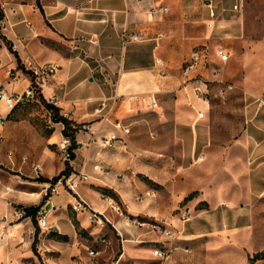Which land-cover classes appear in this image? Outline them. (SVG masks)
I'll list each match as a JSON object with an SVG mask.
<instances>
[{"label": "crops", "instance_id": "crops-1", "mask_svg": "<svg viewBox=\"0 0 264 264\" xmlns=\"http://www.w3.org/2000/svg\"><path fill=\"white\" fill-rule=\"evenodd\" d=\"M169 3L170 0H0L6 22L0 32V87L10 93H23L31 81L26 64L53 63L60 67L44 87L43 96L47 100L56 98L63 114L80 125L76 134L80 147L71 161L72 173L87 176L80 181L82 195L93 206L107 212L123 234L119 241L116 230L93 227L85 215L72 210L71 196L62 191L53 199L54 208L48 215L50 233L69 237L67 242L50 241L49 247L62 257L89 256L83 250L88 247L100 252L96 258L116 256L114 252L119 250L121 260L127 256L154 259L150 254L152 248L141 244L154 246L162 242L163 236L131 226L118 216L101 200L104 190L112 191L129 214H160L171 227L182 229L174 240L179 245L190 247L191 241L202 243L208 238L242 247L249 240L258 242L257 205L264 198V105L260 106L259 101L264 96L254 92L245 96L243 132L230 147L217 146L213 141L207 117L209 104L197 94L194 85H189L176 103L169 106L168 114L164 113L160 97L171 79L164 74L165 61L161 64L157 60L164 51L162 21L171 10L162 16H150L149 10L154 5ZM242 18L218 24L242 25ZM132 34H139L142 39H130ZM172 54L177 63L179 50ZM10 70H15L17 76L9 77ZM200 111L205 112L204 118H199ZM10 112L0 100V113L7 120ZM152 114L159 119L165 117V123L172 124L173 137L169 141L159 139L160 152L155 154L160 163L168 159L166 163L172 165L169 159L175 160L176 177L163 181L160 174L156 171L154 174L155 181L168 183L169 205L158 201L153 189L148 190H153L154 195L137 201L126 175L130 165L136 162L132 157L140 154L134 140L139 138L141 130L145 135L143 118ZM118 123L130 132L119 128ZM84 124L97 130L95 137L82 129ZM111 134L119 137L114 148L100 141ZM63 137L58 127L54 139L61 143ZM164 148L169 152L163 154ZM55 170L47 165L46 179L54 178ZM191 194L194 196L185 202L191 216L185 220L171 216L177 204ZM19 197L33 200L29 196ZM8 209L3 201L0 212ZM75 219L86 236L79 233ZM199 254L198 250L193 254L180 251L174 256L180 261L185 256Z\"/></svg>", "mask_w": 264, "mask_h": 264}, {"label": "rangeland", "instance_id": "rangeland-1", "mask_svg": "<svg viewBox=\"0 0 264 264\" xmlns=\"http://www.w3.org/2000/svg\"><path fill=\"white\" fill-rule=\"evenodd\" d=\"M204 1L170 0L167 4L171 11L162 21L164 51L161 57L166 65L164 74L171 79L169 82L171 84L163 91L160 100L165 109L164 113L168 114L171 110L169 106L176 103L178 97L194 85L197 94L209 104L207 117L213 141L217 146L230 147L243 132L245 96L249 92L264 96V0H245L242 25L221 23L213 30L207 25ZM221 49L230 55L226 65L220 61ZM174 50L180 52V60L177 63L172 57ZM193 53L200 55L201 62L194 71L186 73L188 60ZM215 71L219 72L218 76ZM179 77L182 78L180 85L177 83ZM221 79L233 83L235 89L222 94L219 82ZM197 80L199 82H195ZM201 81L207 86L200 83ZM197 86L201 87V91L197 90ZM46 101L48 102L47 99ZM2 110L7 111L3 108ZM51 114L53 116V110L45 102L28 104L16 109L4 126L0 142V157L4 161L0 167V208L4 201L6 208L9 209L0 212V218L5 214L10 216L3 224L4 227H0V240L6 238L7 241L6 245L0 242V264H158L152 257L127 256L121 260V256H118L119 250L114 252L116 256L96 258L88 254L89 256L62 257L59 252L49 247L52 239L59 241L50 235L52 230L50 223L49 228L45 230L40 228L38 218L15 220L16 209L20 207L35 206L42 202L45 205L49 197H52L53 201L62 191L69 194L66 184L59 186L54 192L50 182L44 181L48 178L47 165L56 169L53 176L55 177L66 168L67 162L71 164V161L64 159L60 143L54 139V133L60 125L52 126L49 122ZM60 114L64 115L61 108ZM143 122L145 135H142L141 130L139 138L134 140L140 154L132 157V161L136 162L130 165L126 173L127 180L132 185L134 194L153 189L157 192L156 199L163 200V203L169 205L168 183L155 181L154 174L155 171L160 174L163 181L171 176L176 177L177 166L173 165L175 160L169 159L172 165L166 163L168 159L165 161L162 159L160 163L155 154L160 152L159 139L169 141L173 137L172 124L165 123L167 122L165 117L159 119L153 114L143 118ZM10 152L14 153L13 159L8 157ZM168 152V148L162 149L163 154ZM37 164L44 167V173L40 177H37L34 171ZM22 195L33 200L24 201L19 197ZM117 197L121 200L119 195ZM150 203L153 205L154 201ZM189 210L183 201L177 204L170 215L185 220L191 216ZM126 214L127 217L161 226L156 231H152L150 227L138 228L145 232L158 233L163 236L162 242L167 241L163 235L164 229L183 232L182 229L171 227L168 220L160 217L159 213L158 216L144 213L131 215L126 211ZM257 220L258 242L249 240L246 242L247 246L242 247L227 241L222 242L218 238H208L207 242L202 243L194 240L190 242V253L187 254L196 253L198 250L200 256H185V259L180 261H176L173 256L169 264H248L251 257L264 251V198L257 205ZM81 232L83 233V230ZM36 235L38 241L34 243ZM116 238L122 240L121 236L116 235ZM141 246L150 249L154 247L152 243H144ZM89 249L83 247L87 253ZM245 250H248V253ZM150 254L153 256L152 251ZM256 264H264V259L258 260Z\"/></svg>", "mask_w": 264, "mask_h": 264}, {"label": "built area", "instance_id": "built-area-1", "mask_svg": "<svg viewBox=\"0 0 264 264\" xmlns=\"http://www.w3.org/2000/svg\"><path fill=\"white\" fill-rule=\"evenodd\" d=\"M143 1V0H138ZM205 8L207 10L208 14V20L207 25L210 29H214L219 22L225 21H238L242 18L244 14L245 9V0H222L221 2H217L216 0H206L205 1ZM169 11V7L166 5H154L150 8L149 14L150 16H162L165 13ZM2 13V10L0 8V14ZM6 26L5 22V16L2 15L0 17V32L4 29ZM1 38V33H0ZM130 39L133 40H140L142 39L141 35L139 34H132L130 35ZM15 48V46H14ZM75 48H78L75 46ZM220 61L223 65H226L230 60V55L227 51L224 49H221L219 51ZM158 63H163V58H159L157 60ZM200 55L198 53H194L191 57V59L188 62V65L186 66V73H190L194 71L197 66L200 64ZM59 66L53 63L46 64L44 66H33L31 64L25 65V70L30 73V85L26 88V90L23 93H16L5 90L3 87H0V100H3L6 104V107L12 111L16 106L18 105H28V104H35V103H43L41 94L43 95V89L45 86H47L53 76L56 75V73L59 70ZM163 73V72H162ZM217 76L219 75L218 71H215ZM9 77H16L17 72L15 70L8 71ZM195 82H199L198 80ZM222 87V94H225L228 91H231L235 89V86L233 83L225 81L224 79L219 80ZM200 83L207 86V84L204 81H201ZM197 90L201 91V87L197 86ZM208 89V88H207ZM50 104L57 105V99L56 98H50L48 100ZM154 106L156 105V102H153ZM260 106L264 105V98H261L259 101ZM199 118H204L205 112L200 111L198 114ZM7 122V116H4L0 113V142L3 138L2 130ZM49 122L52 124V126L60 125V129L63 133V131L66 129V125L62 122L55 123L52 120V114L50 115ZM54 122V123H53ZM117 126L119 128H122L125 130V132L129 133L130 129L124 126L122 123H118ZM82 129L85 132H88L93 137L96 136L97 130L93 129L92 126L89 124H84L82 126ZM119 140V137L117 134H111L106 135L101 138V143L110 148H114L116 146V142ZM70 146H71V139L70 137H63V141L60 143V150L63 154V157L66 161H71V152H70ZM8 157L10 159L14 158V153L10 152ZM4 164V161L0 157V167ZM34 171L36 173L37 177H40L44 173V167L41 164H37L34 167ZM124 178V177H123ZM83 179H87V176H85L83 173L80 174H70L68 176H61L57 182L52 183L50 182V186L53 187V191L56 192L59 186H63L66 184L67 191L69 192L72 201L70 203L72 210L76 214H82L85 215L88 219V221L91 223L92 226L100 228V230H104L106 228L112 227L114 230L117 231V233L123 238L122 232L117 228V225L115 221L110 217V215L95 206H93L81 193L80 191V181ZM155 192L152 190H148L143 193H138L135 195V199L137 201H143L146 197L154 195ZM101 200L103 203L114 210L118 216L125 218L128 223L131 226L136 227H150L152 231L159 230L161 226L158 224H148L145 222H142L138 220L137 218H131L127 217L126 210L124 209L123 205L117 198H115L112 195H109L107 193L102 192L101 193ZM52 197H49L46 201L45 205H42L40 209L37 211V216L39 226L42 229L47 230L49 228V211L54 208V205L51 201ZM9 214H5L0 218V227H4L3 224L9 220ZM32 218L28 216L27 210L25 207H20L16 209L15 212V220L20 221L22 219H29ZM14 220V221H15ZM179 232H175L173 229H164L163 235L165 236L166 240L165 242H161L160 245H155L152 248V254L153 258L158 264H169L171 262L173 256L175 253L183 251L185 253H190V249L187 246H182L174 242V240L177 238V234ZM1 237V236H0ZM2 245H6L7 241L6 238H2L0 240ZM98 250H89V254L92 257H96L99 255Z\"/></svg>", "mask_w": 264, "mask_h": 264}, {"label": "trees", "instance_id": "trees-1", "mask_svg": "<svg viewBox=\"0 0 264 264\" xmlns=\"http://www.w3.org/2000/svg\"><path fill=\"white\" fill-rule=\"evenodd\" d=\"M0 17H2V13L0 14ZM8 44L10 45V50L12 52L16 53L13 50L11 44L10 43H8ZM16 56L18 57L17 53H16ZM19 66H20V62H19ZM41 98H42V101L45 102L46 105L53 110L52 120L55 123L62 122V123H64L66 125V129L63 131V135L66 136V137H70V139H71L70 152H71V161H72L75 158L76 149H78L80 147L78 142H77V140H76V134L78 132V129L80 128V125L74 123L68 117L60 114V108L58 106H56V105H52V104L48 103L46 101L45 97L42 94H41ZM21 106H26V105H18V106H16L10 112L9 116H11L16 111V109H18ZM72 172H73L72 166H71L70 162H67L66 163V168L58 176H55L51 180L45 179L44 181L55 183V182H57V180L61 176H68V175L72 174ZM103 192L114 196V193L112 191L104 190ZM193 196H194V194H191L189 197L185 198L184 202L190 200ZM43 203L44 202H42L39 205H35V206H26L25 209L27 210L28 216L32 217L33 220H35L36 216H37V211L40 209V207L43 205ZM75 225H76L77 229H79V223H78V221L76 219H75ZM79 233L83 234V235H86L84 232L82 233L80 230H79ZM50 235L53 236V237H56V238H58L60 240H63L65 242H67L69 240V237L67 235H61V234L54 233V232H51ZM37 241H38V238H37V235H36L34 243H36ZM262 259H264V251L260 252V253H257L253 257H251L248 264H256V262L258 260H262Z\"/></svg>", "mask_w": 264, "mask_h": 264}, {"label": "water", "instance_id": "water-1", "mask_svg": "<svg viewBox=\"0 0 264 264\" xmlns=\"http://www.w3.org/2000/svg\"><path fill=\"white\" fill-rule=\"evenodd\" d=\"M91 81H93V78H90Z\"/></svg>", "mask_w": 264, "mask_h": 264}, {"label": "bare ground", "instance_id": "bare-ground-1", "mask_svg": "<svg viewBox=\"0 0 264 264\" xmlns=\"http://www.w3.org/2000/svg\"><path fill=\"white\" fill-rule=\"evenodd\" d=\"M18 228H19V225H18Z\"/></svg>", "mask_w": 264, "mask_h": 264}]
</instances>
